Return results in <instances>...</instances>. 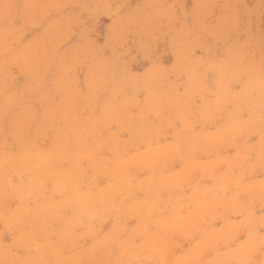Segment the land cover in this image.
I'll list each match as a JSON object with an SVG mask.
<instances>
[{
    "label": "bare ground",
    "instance_id": "obj_1",
    "mask_svg": "<svg viewBox=\"0 0 264 264\" xmlns=\"http://www.w3.org/2000/svg\"><path fill=\"white\" fill-rule=\"evenodd\" d=\"M163 1L147 0L146 7L134 17L131 29L136 31L138 38L139 35L144 39L153 31L159 32L156 22L161 17L170 20V12L165 9ZM96 2L101 4L104 0ZM124 32L123 26L113 30L108 43L119 40ZM208 32L205 29L204 37ZM59 33L62 34V27H48L47 36L52 34L55 38ZM193 33L197 34L196 28L184 30L174 42L176 60L185 68L181 70L183 93L179 92L175 82L166 80L167 74L165 76L161 70L154 69L142 77L130 78L126 69L122 67L120 73L119 67L109 68L107 62L103 63L105 65L98 62V66L93 67L95 69H86L80 83L76 78L56 82L55 78L63 76L67 69L63 59L45 62L41 68L42 63L35 61V67L28 64L27 55L22 57L24 62L9 57L8 49L0 44V51H5L10 60L30 66L27 70L31 74V95L42 109L40 116L20 110L19 100L6 95L1 88L5 74L3 64L0 103L5 102L6 107L0 109V224L5 230L16 232L9 246L19 248L22 257L17 261L10 249L0 246V264H198L199 256L196 258L191 252L169 254L172 251L169 245L171 235L189 234L203 222L206 226V221L215 219L219 208L240 213L247 206L241 204V194L249 191L255 195L258 190L264 193V184L253 182L245 187L243 182L245 173L249 169L252 172L254 165L264 169V116L257 115L259 110H264V69L258 62L240 66V57L235 54V62L223 61L220 67L210 69L214 79L209 83L210 87L206 84L207 74L196 76L198 62L192 49L197 40ZM3 38L5 35L1 33L0 39ZM182 40L186 41L185 45L180 43ZM50 42H45V54L39 52L44 54V60L48 58V48L54 49ZM33 51L28 52L31 59L37 55ZM201 58L200 64L203 63ZM139 86L147 93L145 99H127L130 89ZM211 89L222 95L215 96V100L208 103L200 100L195 105L194 96L201 99L206 91L212 95ZM245 113L252 115L242 124L240 116ZM11 115H17L16 119L20 118L21 123H12L16 119ZM222 115L227 116L230 124L217 133L202 135L194 132L197 119L211 126ZM177 124H180L181 132H178ZM250 133L260 137L258 144L236 148L234 156H222L223 145L238 142L242 137L248 138ZM122 134L128 140L123 141ZM168 134L173 142L161 144ZM42 135L49 138V144L40 149L34 140H39ZM8 141L16 145L17 156L9 152ZM211 156L215 159L202 161ZM249 159L257 164L250 165ZM179 163L183 169L174 171ZM193 171L199 174V178L189 184ZM207 179L210 185L205 183ZM253 195L252 199L259 200ZM252 199H248L250 205H253ZM181 202L186 208L185 214H181ZM250 219L241 220L242 224L226 222L224 232L214 233L215 229L213 232L200 231L202 241L195 243L199 255L203 252L202 246L212 245L218 237L225 241L224 244L232 245L235 234L244 226L248 231H242V234L245 232L255 237L251 243L248 239L245 241L250 245L248 247H244L243 242L244 251L238 247L224 252V255L220 252V256L214 255L213 260L205 264H252L248 261L254 252L252 243L263 241L253 233L257 228L254 224L263 221L261 225H264V220ZM256 232H259L258 228ZM88 239L91 240L90 246H79ZM136 239L140 241L138 245L134 244ZM204 240H207L205 245ZM216 249L220 251V248Z\"/></svg>",
    "mask_w": 264,
    "mask_h": 264
},
{
    "label": "rangeland",
    "instance_id": "obj_2",
    "mask_svg": "<svg viewBox=\"0 0 264 264\" xmlns=\"http://www.w3.org/2000/svg\"><path fill=\"white\" fill-rule=\"evenodd\" d=\"M147 3V0H104V2L101 4H98L96 0H0V35L1 33L5 35V38H3L4 40L0 39V44L1 46H4L6 47V49H8V51L10 52L9 57H16L18 60L24 62L25 58L22 57L27 55L26 59L28 60V64L31 63L29 65H33V63L37 61L42 63L40 68L43 67V63L45 62L52 63L53 61L63 59V62H65V67L68 70L66 69L63 72V76L59 75L58 77H56V82L66 80L73 81V79L76 78L80 83L83 81V74L85 73L86 69H95L93 67L98 66V62L100 64L107 62L110 65L109 68L112 67L116 69L117 67H119L120 73L123 72V68L126 69V73H128V76L130 78L142 77V75L144 76L154 69L161 70L165 76L167 74L166 80L175 82V84L179 86V92L183 93L184 89L182 88V80L184 78V75L182 74L181 70H185V68L183 67L181 62H178L176 60L174 42L182 31H192L194 28H196L197 34L193 33V38L197 41L192 49V55L193 57L195 56L194 58L198 62V66L196 68V76L207 74L206 84H211L214 81L210 73L211 68H217V66L220 67L223 61L235 62L236 55L237 58L238 56L240 57V66L258 62L259 65L261 64L260 68L262 67L264 69V0H164L163 4L165 5V9L170 12V20H167L165 17H161L159 21L156 22V24L158 23L157 28L160 29V31H153V33L149 37H147L150 39H140L141 36L139 35L138 38L136 31L131 29V25L134 17L143 8L146 7ZM27 5H29V7ZM64 7L65 9L67 8V10H65ZM118 7L120 9L117 11L116 9ZM36 9L38 10L36 11ZM113 11L114 13L115 11L117 13L114 15L112 14ZM111 14L114 15L113 18ZM41 15L42 18H40ZM36 18L39 21H37ZM203 21L206 23H204ZM12 22H14V24ZM236 22L239 24H237ZM50 25L57 26V28L62 27V34L59 33L57 36H55V38L52 34H49L47 36L48 27ZM119 26H123L125 28L124 34L119 40L108 43L109 41L107 39L110 38L113 30H117ZM205 29L207 30V32L209 30L206 37H204ZM199 31L201 32L200 35L198 34ZM164 34L166 35V38ZM67 36H70L69 39H67ZM63 38L67 39L64 44H62V41L64 40ZM162 39H164V41H162ZM209 39H211V41ZM47 40L51 41L50 43L54 47V49H52L51 47L48 48V53L50 56L47 53L48 58L45 57L44 60L42 56H44V54L46 53L44 52V47ZM126 40L128 41V46H126ZM52 41H57V43H52ZM99 41H101L100 44ZM120 41H122V43H118ZM12 43L14 46L12 45ZM180 43H183L185 45L186 41L182 40ZM240 43L242 44V46L240 45ZM238 44L240 46H238ZM199 48L201 50L203 48L202 51L205 50L204 54L199 50ZM206 48H208V50ZM216 48L217 50H215ZM27 49L29 50L27 51ZM33 49V52H37V57L34 56L31 59V55H29V53ZM75 50H78L77 54L75 53ZM196 50H198V52ZM194 51H196L195 54H193ZM0 52V77L3 76L1 73L3 70V64L5 70L1 88H4L7 96H13L19 100L20 103H18V107L20 110H26L28 112L30 111L31 114L40 116L42 113V109L39 106V103L35 102L34 97L31 95V91L33 90L32 86H30L32 82L30 81L31 74L27 70L28 68H30V66H26L25 63L18 65L16 62H14V59L12 61L7 55L4 54L5 51L2 50ZM39 52H42L44 54H40ZM52 53L57 55L53 56ZM113 53H115L114 56H112ZM38 57L41 58V60H39ZM201 57H203V63L200 64V61L202 60ZM76 60L78 64L75 63ZM203 64H205V66ZM77 66L78 68L76 69ZM200 66L204 67L202 68ZM131 70L133 71L132 73ZM51 74H53V72ZM137 74L139 75L137 76ZM168 77L170 80H168ZM164 85L166 86V83ZM232 85H234V87H238L236 83H232ZM211 90L213 93L212 95H210V93L206 91L201 99L199 96H194L193 99L195 101V105L199 104L200 100L208 103L215 100V96L222 95L220 92H217L216 89H214V91L213 89ZM146 96L147 93L142 89L141 86H139L137 88L133 87V89H130L129 94L127 95V99H136L142 101ZM1 100L3 101V97L1 98ZM5 107V102H1L0 109H5ZM133 110L135 111V109ZM14 113L18 115V112L15 111ZM25 114L28 113L25 112ZM17 115H11L10 117L16 119L18 117ZM251 115L252 114L245 113L240 116V121L242 122V124L249 121ZM257 115L264 116V110H259ZM21 121L22 120L19 118L14 120V122L12 123L17 122L19 125ZM204 123L205 122L203 120L197 119L194 128V132L196 134L199 133L202 135H208L209 133H211L209 135H213L217 133L221 128H225L227 123L230 124V121L227 116L222 115L218 117L214 121V123H211V126L210 124L208 125V122L207 124ZM22 125H24V122ZM176 127L178 129V132H181L180 124H177ZM247 135L248 138L246 137L245 139H243L242 137L238 142H235L236 144L234 142H227L225 145H223L221 152L222 156H234V151L236 150V148L241 149L250 145L258 144L260 140V137L258 135H256L255 133H250ZM167 137L166 139L164 138L160 143L171 144L173 142L172 136L168 134ZM38 139L39 140H34V144L36 143V146L40 149L45 148L46 145L49 144V138H47L46 135H42ZM122 140H128L127 136H123L122 134ZM10 142L8 141V150L12 154V156H17V147ZM229 145L230 147H228ZM214 159L215 157L211 156L209 158H203L202 161L208 162ZM254 163H256L254 160L249 159L250 165ZM181 167V163L177 164L174 171L176 170L177 172H180L183 169ZM255 168H257V170ZM247 172L244 175L245 178L247 177V182H245V178H243L245 187L250 186L253 182H256L254 184L259 185H261V183L262 185L264 184V169L259 165H254L252 168V172L251 169H249V171ZM195 173L197 174V176L199 175L197 172L193 171L191 179H189V184H194V180L196 181L199 178V176L196 177ZM10 178H12V176H10ZM208 180L209 179H207L205 183L210 185V181ZM202 183H204V181ZM260 191L262 192V190L254 192L255 195H253V193L249 191V193L247 192V194L244 193L240 195V202H242L241 204L247 205L245 208L243 207L242 211H240V213L242 212L243 214L236 212L233 213L232 211L229 212L228 209L221 210V208H219L216 210V215L214 216L215 219L213 218L212 222L206 221V226L208 225L207 227L205 226V222H203L204 224H200V227L197 229L199 233L197 230H194L193 232L185 235L172 234L169 239V241L171 240L169 245L170 248H172V251H169V254L172 255L176 253L178 255H183L187 252H191L192 255H194L196 258L197 256H199L198 264H205L207 261L213 260L214 255L216 256L217 254V256H220V252H223L224 255V252H227L228 250L230 251L241 247L243 242L245 243V241L247 242L249 240V243H251V240L255 237L254 235L252 237L249 236L248 233L246 234L245 232L248 230H246V226H244V228L242 227L240 231L235 234V240H233V242L231 243L234 246L228 245L229 243L224 244L225 241L222 238L221 240L220 237H218L219 239L216 238L215 242L212 245L208 247L202 246V248L204 249L202 250V248H200V250L203 251L202 253H200V255L198 253L199 249L195 247L197 242L202 241L200 236V231L202 230L213 232L212 230L215 229L214 233L221 230L222 232H224L223 227L225 226L226 222H229L230 224H242L244 222L241 220L247 221L248 219H252L253 217V220H264V208L262 207V204L264 205V193H261ZM259 193H261V195ZM252 195L255 198H259V200L252 199ZM249 197L252 199L251 203L253 202V205L255 207H252L253 205H250V203H248L250 202L248 200ZM181 206L183 208V210L181 208L182 214L183 211H186V208H184L182 202ZM247 207L249 209H246ZM252 208L255 212L251 210ZM223 210L225 211L223 212ZM244 210H247L246 213L244 212ZM252 211L255 213L254 215L252 214ZM226 212L227 215H225V217H222L224 213L226 214ZM185 213L186 212H184L183 214ZM231 213L233 217H231ZM217 215L219 216V218H221L219 219ZM216 218H218V220H216ZM261 222L263 221H259V223L257 222L256 224H254V226H257L258 228V233L256 232L257 228H255V230L252 229L253 233H256V237L263 238V241L260 242L261 244H253L255 242L252 243L254 252L251 253L248 258V261H250L252 264H264V260L261 261V259H264L262 258L264 256V225H261ZM212 223L213 226L211 225ZM242 231H245V235H243L244 233L242 234ZM240 233L243 236L240 235ZM194 234H196V236H194ZM3 235L10 240L4 238ZM15 237L16 232L5 230L0 224V246L10 249L12 255L15 257L14 259L18 261L22 257L20 249L11 247V245L9 246L11 239ZM207 240L203 241L204 245ZM139 243L140 241L138 239H136L134 242V244L136 245H138ZM90 244L91 240L88 239L85 243L81 242V245L79 246L87 247L90 246ZM218 244H223V247L219 246ZM213 245L218 249L220 248V251H218L216 248L213 251ZM243 245L245 247L246 243ZM258 245H260V247ZM256 246L263 250L261 251ZM244 247H241L240 250ZM245 249L246 248H244V250ZM244 250L242 249V251ZM255 250L257 251L255 252ZM16 253H20L19 256H17ZM207 253L208 255H206ZM203 254L205 257L203 256ZM140 259L141 257H139V260ZM141 264H148V262H142Z\"/></svg>",
    "mask_w": 264,
    "mask_h": 264
}]
</instances>
